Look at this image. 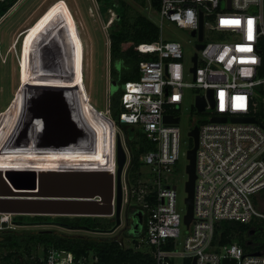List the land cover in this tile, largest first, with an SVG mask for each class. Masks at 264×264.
Segmentation results:
<instances>
[{
	"label": "built area",
	"instance_id": "obj_1",
	"mask_svg": "<svg viewBox=\"0 0 264 264\" xmlns=\"http://www.w3.org/2000/svg\"><path fill=\"white\" fill-rule=\"evenodd\" d=\"M158 13L162 23L195 32L196 44L188 58L182 43L162 37L136 48L152 58L140 63L139 80L125 84L119 121L140 130L151 147L142 157L149 172L141 173L138 185L129 189L127 173L124 176L125 202L142 213L146 238L130 248L141 251L144 245L154 264H223L225 259L264 264V248L253 251V242L252 251L246 252L238 243L220 245L215 239L221 222H264V214L253 204V196H264V0H162ZM109 14L110 27L117 16L113 10ZM186 73L195 83L185 81ZM190 88L205 91L196 95L195 111H209L210 116L195 119L189 130L198 128L199 141L193 219L187 225L188 193L185 187V208H180L176 178L184 160L186 185L188 152L194 147L191 136L182 141L180 127L185 89ZM198 97L205 99L203 112L196 108ZM165 116L179 121L167 123ZM248 118L256 122L233 120ZM126 152L128 170L131 154ZM15 216L0 212V236L18 230ZM39 252L40 264H101L94 253L76 257L43 247Z\"/></svg>",
	"mask_w": 264,
	"mask_h": 264
},
{
	"label": "water",
	"instance_id": "obj_2",
	"mask_svg": "<svg viewBox=\"0 0 264 264\" xmlns=\"http://www.w3.org/2000/svg\"><path fill=\"white\" fill-rule=\"evenodd\" d=\"M66 33L63 20L52 21L34 45L32 57L35 61L42 60L46 67L51 64L52 66L62 64L60 59L65 57V51L59 41L61 38L72 63L71 45L66 38ZM192 35L195 36V32ZM202 38L201 23L200 40ZM198 48L201 49L203 46ZM193 61L197 63V56ZM193 72H196V68ZM23 87L27 89V92L34 93V99L24 102V114L21 116L17 132L11 137L14 148H21L23 145L24 148L34 147L35 150L44 154L92 148L91 131L82 123L73 96V91L77 88L37 86L28 83ZM121 89L125 90V84L121 86ZM205 106V99L198 97L196 102L198 111L203 112ZM99 115L115 127L108 116L101 113ZM233 120L256 122L253 118ZM164 121L177 124L179 120L165 116ZM213 121L226 122V119L215 118ZM198 133V128H195L189 134L193 138L194 147L188 152L190 163L186 169L189 176L185 185L188 193L186 199L188 213L185 217L187 225L193 219ZM114 136L112 147L115 169L113 171L109 168L0 169V212L16 216L114 217L116 226H120L125 203L124 176L128 156L121 136L116 134ZM255 233L256 231L251 232V234ZM249 245H252V242ZM255 255L259 256L260 252ZM223 264L237 263L235 260L225 259Z\"/></svg>",
	"mask_w": 264,
	"mask_h": 264
},
{
	"label": "trees",
	"instance_id": "obj_3",
	"mask_svg": "<svg viewBox=\"0 0 264 264\" xmlns=\"http://www.w3.org/2000/svg\"><path fill=\"white\" fill-rule=\"evenodd\" d=\"M19 0H5L0 3V19L18 3ZM141 7H146L147 0H134ZM102 15L110 10L116 13V20L110 26V66L111 77L120 86L140 79V63L151 59L141 54L136 48L142 44L155 43L160 40V28L148 16L134 9L125 0H96ZM153 10L159 12L162 0H150ZM108 19V18H107ZM116 105L121 106L123 90L120 87ZM113 106V105H111ZM113 114V108L111 109ZM120 116V115H119ZM119 121V119H118ZM120 129L126 134V142L131 154V163L127 170V185L130 189L137 186L141 179L142 157L151 147L145 136L137 129L121 124ZM127 204V211L132 208ZM138 211L139 208L137 207ZM19 225L50 224L63 229L108 233L114 230L115 220L100 217H53V216H15ZM143 233L145 227L143 225ZM251 230L256 234L251 236ZM220 245L238 243L246 252H251L249 245L253 242V251L264 248V226L253 222L244 225L236 222H221L216 226V237ZM258 247V248H255ZM55 248L71 252L76 257L94 253L101 264H154L149 251L124 248L116 239L94 238L73 235L58 230H17L8 231L0 236V254L2 264H40V248ZM39 249V250H38ZM37 256V257H36Z\"/></svg>",
	"mask_w": 264,
	"mask_h": 264
},
{
	"label": "rangeland",
	"instance_id": "obj_4",
	"mask_svg": "<svg viewBox=\"0 0 264 264\" xmlns=\"http://www.w3.org/2000/svg\"><path fill=\"white\" fill-rule=\"evenodd\" d=\"M73 1L78 3V7L80 9L78 13L82 24L81 36H83V39L88 43L86 47L88 48V51H86L84 47L86 74L84 75V80L91 99V103L98 111L102 112L104 115L108 116V112H110L109 116L116 124V135L121 136L125 148L129 150V147L126 142V134L120 129L118 125L119 115L122 110L120 105H116V100L118 93L121 92V86L117 81L113 80L111 77L109 38L110 27L108 25L109 20L107 19L110 17V14H108V16L102 15L100 5L96 2V0ZM125 1L134 9V11L145 14L157 24L160 28V36L164 40L177 41L182 43L184 53L187 58L195 52L196 40L191 35V33L188 30L177 27L175 24L169 22L162 23L159 13L152 9L150 0H147L146 7H141L134 0ZM38 3H40L39 0H30V4L25 3L22 6H18L15 12L8 17V19L3 23V26L0 28V37L1 39H3L2 47L5 50L4 56H2V53L0 54V115H2L3 112L7 109V107L12 104L14 97L16 96V91L19 87V56L17 55H19L20 52V44L18 45V52L16 51L15 53L13 51H10V49H8L7 51L9 41L11 40L10 33L18 25L23 23L29 13H31L32 11H39L41 6H37ZM41 11L39 12V15H41V13L43 12ZM213 40V38L208 37V41ZM185 81L192 84L195 83L193 76L187 73L185 76ZM197 94L205 95V91L191 88L185 89V102L182 106L183 115L180 123L183 142L188 141L189 130L193 126L195 119L203 121L206 117L210 116L209 111L205 114H199L195 111V97ZM112 108L113 114L111 112ZM197 123L198 122L196 121V124ZM138 132L140 133V130H138ZM185 166L186 162L183 160L182 166L179 169L176 178V184L178 186V205L180 208H185ZM140 171L143 175L146 176L149 172V168L143 165ZM126 173L127 170L125 169V178ZM145 179H147V177ZM259 197V195L253 196V204L260 213L264 214V196L260 198ZM130 207L132 208V210L128 212L127 204L126 202L124 203L121 225L118 227L115 226L114 230L108 233L88 232L79 230L74 231L63 229L61 227L50 224L19 225L18 230H58L59 232H63L66 234L83 235L94 238L116 239L120 243H122L124 248H135L136 245H139L138 242L144 243L146 238L143 233L142 224H139V222H142L143 219L142 213L138 212L137 206L135 204H131ZM111 219L115 220L114 217H112ZM258 225L264 226V222L259 221ZM141 248L143 251H149V249L145 248L144 245H142ZM39 254L40 252L38 253V255ZM181 262V260H177V264H182Z\"/></svg>",
	"mask_w": 264,
	"mask_h": 264
},
{
	"label": "bare ground",
	"instance_id": "obj_5",
	"mask_svg": "<svg viewBox=\"0 0 264 264\" xmlns=\"http://www.w3.org/2000/svg\"><path fill=\"white\" fill-rule=\"evenodd\" d=\"M54 20H63L66 26V38L71 45L70 58L72 63L67 55L66 46L60 38L59 41L65 51V57L60 59L62 64L57 66L51 64L46 67L42 60L35 61L32 57V50L46 27ZM19 43H21L20 52L17 55L19 56V87L13 100L14 103L12 102L0 115V169L109 168L113 171L115 167L112 142L114 144L116 128L112 126L110 121L101 117L99 114H104L91 103L84 80V75H86L85 49L67 5L59 3L46 11L35 25L30 27L25 34L20 35L17 45ZM26 83L37 86L77 88L73 91V96L82 123L91 131L92 148L63 153L50 152L48 154L38 152L34 147L24 148V145L21 148H14L11 144V137L17 132L21 116L24 114V102L34 99V93L27 92V89L23 87Z\"/></svg>",
	"mask_w": 264,
	"mask_h": 264
},
{
	"label": "crops",
	"instance_id": "obj_6",
	"mask_svg": "<svg viewBox=\"0 0 264 264\" xmlns=\"http://www.w3.org/2000/svg\"><path fill=\"white\" fill-rule=\"evenodd\" d=\"M39 1H40V3L37 4V6L38 5L41 6L39 11L38 12L37 11L36 12L32 11L33 13L32 12L29 13L27 15L26 19L23 21V23L18 25L14 30L11 31V33H10L11 40L9 41V46L7 48V51H8V49L13 48V49H15V52H16L18 50V45L21 44V43H19L17 45V42L19 41L20 35L21 34H25L27 32V30H29L30 27L35 25V23L45 14L46 11H48L50 8L54 7L55 5H57L59 3H64V4L67 5L69 11L71 12V15L73 16V19L75 21L77 29H78V31H79V33L81 35V33H82V24H81V19L79 17V13H78V11H80V9L78 7V3L77 2H74L73 0H39ZM25 3L30 4V0H19L18 3L7 13V15L0 19V28L3 26V23L8 19V17L15 12L16 8L18 6L24 5ZM89 9H91V8H89ZM41 10L43 12L41 13V15H39V12ZM38 15H39V17H38ZM81 39H82L84 47H87L88 43H87V41H85L83 39V36H81ZM0 43H1V53H2V56H4L5 55V52H4L5 50L2 47L3 39H1V37H0ZM85 49H86V51H88L87 48H85Z\"/></svg>",
	"mask_w": 264,
	"mask_h": 264
},
{
	"label": "flooded vegetation",
	"instance_id": "obj_7",
	"mask_svg": "<svg viewBox=\"0 0 264 264\" xmlns=\"http://www.w3.org/2000/svg\"><path fill=\"white\" fill-rule=\"evenodd\" d=\"M127 223V222H126ZM254 231V230H251V232ZM251 234V233H250ZM256 234V233H255ZM255 234H251V236L255 235Z\"/></svg>",
	"mask_w": 264,
	"mask_h": 264
},
{
	"label": "snow or ice",
	"instance_id": "obj_8",
	"mask_svg": "<svg viewBox=\"0 0 264 264\" xmlns=\"http://www.w3.org/2000/svg\"><path fill=\"white\" fill-rule=\"evenodd\" d=\"M250 50V49H249Z\"/></svg>",
	"mask_w": 264,
	"mask_h": 264
}]
</instances>
